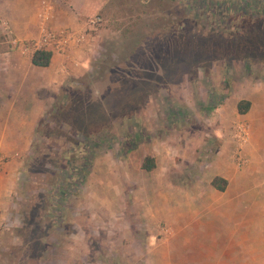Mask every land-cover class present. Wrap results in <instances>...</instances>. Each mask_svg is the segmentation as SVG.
Wrapping results in <instances>:
<instances>
[{
  "label": "rangeland",
  "instance_id": "1",
  "mask_svg": "<svg viewBox=\"0 0 264 264\" xmlns=\"http://www.w3.org/2000/svg\"><path fill=\"white\" fill-rule=\"evenodd\" d=\"M97 16L89 71L66 90L69 101L64 93L56 98L58 108L70 104L61 117L71 125L52 122L43 133L41 119L35 153L25 157L17 187L23 217L17 230L26 246L19 264L42 255L43 241L60 240L65 226L72 264H146L155 247L164 249L176 236V224L154 212L144 218L145 206L156 202L143 197L159 193L158 177L166 171L171 185L214 188L224 157L239 171L249 162L244 154L239 166L235 154L238 145L247 148L250 129L241 142L238 122L215 114L230 94L264 81V0H107ZM242 41L246 47L236 48ZM148 50L154 55L143 56ZM145 149L157 154L158 170L139 167ZM47 170L55 179L48 180ZM204 198L202 206L209 203ZM254 235L253 251L262 247L264 264V233ZM62 251L48 249L51 256Z\"/></svg>",
  "mask_w": 264,
  "mask_h": 264
},
{
  "label": "crops",
  "instance_id": "2",
  "mask_svg": "<svg viewBox=\"0 0 264 264\" xmlns=\"http://www.w3.org/2000/svg\"><path fill=\"white\" fill-rule=\"evenodd\" d=\"M106 2L0 0V264H19V250L26 247L17 230L23 218L17 187L23 183L21 170L26 154L31 152L36 126L49 114L57 95L73 88L89 71L90 54L96 45L99 28L79 45L68 42L65 53H51L47 66L33 64L35 53L24 46L39 36L45 19L53 28L82 32L86 28L85 20L96 17ZM4 22L14 42L5 33ZM239 92L227 97L215 118L247 123L251 131L247 148L243 150L239 146L242 156L246 154L249 158L247 167L239 171L224 157L222 168L216 173L227 181L225 188L220 191L204 186L202 189L208 192L203 195L197 184L190 188L169 184L166 181L169 172H164L163 179L158 177L156 187H161L156 190L159 193L152 198L143 197L146 201L156 202L145 206L144 218L152 217L154 212L159 219L176 224V236L164 245V249L161 246L158 251L155 247L146 264H263L262 247L256 253L258 240L254 234L264 233V81H258L254 88H241ZM240 100L250 103L248 111L243 114L237 111ZM162 149L166 150L165 147ZM145 152L154 158L156 165L149 172L158 170L155 151ZM147 153H144L139 167ZM165 156L161 158L167 164ZM140 169L137 175L142 177ZM128 176L135 183L134 173L130 172ZM144 182V187L150 188L146 186L147 177ZM201 196L208 199L207 205L198 203ZM113 208L114 212L118 211V204L114 202ZM204 208L208 212L202 215ZM62 229L60 240L54 243L43 241L45 252L34 258L25 257L24 260H28L25 264H33V259H36L35 264H72V241L70 233H67L69 237L65 235L69 228ZM249 233L252 234L250 240ZM85 247L87 249L86 242ZM57 248L63 250L62 256L48 253V249ZM158 252L159 258H156ZM250 253L253 256H249Z\"/></svg>",
  "mask_w": 264,
  "mask_h": 264
},
{
  "label": "built area",
  "instance_id": "3",
  "mask_svg": "<svg viewBox=\"0 0 264 264\" xmlns=\"http://www.w3.org/2000/svg\"><path fill=\"white\" fill-rule=\"evenodd\" d=\"M47 19L43 20L40 26V34L37 38H34L25 44L24 49L30 50L33 54L37 51L44 50L50 53H65L68 50L67 43L74 42L79 45L81 42L86 40V36L94 33L100 26V18L92 17L85 20L86 28L82 32H75L68 28H53L46 22ZM5 33L11 38V31L8 26L3 24ZM235 135L239 138V141L244 142L248 136V126L245 122H238L234 126ZM240 146V145H238ZM240 147L236 150L235 159L237 164L240 166L245 162L240 153Z\"/></svg>",
  "mask_w": 264,
  "mask_h": 264
},
{
  "label": "trees",
  "instance_id": "4",
  "mask_svg": "<svg viewBox=\"0 0 264 264\" xmlns=\"http://www.w3.org/2000/svg\"><path fill=\"white\" fill-rule=\"evenodd\" d=\"M236 48H245L246 45H245V41H242V42H239L237 44H234ZM143 56H146V55H154L153 52H151L150 50H148V54L147 52H143L142 53ZM50 57H51V53L50 52H47V51H44V50H40V51H37L33 57H32V63L35 64V65H38V66H47L50 62ZM264 59V58H261V60ZM140 76V74H139ZM140 90V88L138 89ZM66 93V92H65ZM64 93L63 95V99L65 100L66 102V99L69 101V99L66 97V94ZM144 97L142 96L141 98L139 97L138 99H136L135 101H137V103H140L142 101ZM56 104V103H55ZM54 104L53 107H51L50 111H49V114L44 118L42 119V122L41 124L39 125L40 126V130L45 133L47 132V130L51 127L52 125V122L54 123V125H60V129L62 128H67L68 126H70L71 124L68 122V120H66L65 118L61 117L62 114L66 113L67 110H70L71 109V106L69 104L68 105V102L65 103V104H62L61 107L58 108V106L56 107V105ZM249 106H250V103L249 101L247 100H240L238 103H237V111L239 114H243L245 112L248 111L249 109ZM99 107H102L100 104H99ZM70 108V109H69ZM90 112H92V109L90 108L89 109ZM55 115H58L60 116V119H56L58 116L55 117ZM103 120V119H102ZM99 122L101 120H98ZM48 125L49 128H48ZM73 126V124H72ZM74 130L78 131V130H81L80 128L76 127V126H73L72 127ZM50 132V131H49ZM58 135H60L61 137L64 136V133L62 132V130H60L59 132H57ZM78 133H80V131H78ZM77 134V132H76ZM75 144H79V142H76ZM35 153V150L33 149V146H32V151H31V154H34ZM155 167V163H154V160L152 157L150 156H146L141 164V168L146 170V171H150L152 170L153 168ZM46 175L49 174V179H55V176L53 174V171L52 170H47L45 172ZM48 182V181H47ZM212 184L215 188L219 189V190H223L225 188V185H226V180L221 178V177H215L214 180L212 181ZM49 186V185H48Z\"/></svg>",
  "mask_w": 264,
  "mask_h": 264
}]
</instances>
